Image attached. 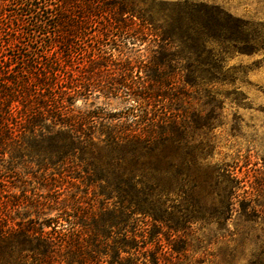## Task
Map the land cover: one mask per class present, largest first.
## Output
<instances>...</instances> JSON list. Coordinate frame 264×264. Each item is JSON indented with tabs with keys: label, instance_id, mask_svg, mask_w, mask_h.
Here are the masks:
<instances>
[{
	"label": "trees",
	"instance_id": "16d2710c",
	"mask_svg": "<svg viewBox=\"0 0 264 264\" xmlns=\"http://www.w3.org/2000/svg\"><path fill=\"white\" fill-rule=\"evenodd\" d=\"M242 29L222 8L187 0H0V264H160L161 241L140 218L179 231L202 219L195 188L221 179L192 135L211 123L199 112L178 120L171 107L182 89L220 79L219 48ZM88 52L105 69L116 55L149 61L137 66L144 76L96 82L77 70ZM95 92L126 106L77 109ZM18 168L97 186L100 209L82 212L70 196L48 204L54 216H4Z\"/></svg>",
	"mask_w": 264,
	"mask_h": 264
},
{
	"label": "rangeland",
	"instance_id": "374dc122",
	"mask_svg": "<svg viewBox=\"0 0 264 264\" xmlns=\"http://www.w3.org/2000/svg\"><path fill=\"white\" fill-rule=\"evenodd\" d=\"M187 1L218 6L239 19L243 28L240 42L218 47L224 59L221 71L215 72L220 79L193 91L182 89L177 92L181 100L171 107L178 120L199 112L211 123L210 127H195L192 135L207 145L208 161L221 179L218 186L195 188L194 196L204 203L199 221L179 231L168 223L155 226L149 218H140L144 223L139 224L146 228L147 236L158 235L162 244L160 264H264V0ZM141 55H132L130 60L116 55L107 61L109 67L105 69V63L88 52L76 66L79 75L93 76L95 81L125 74L144 76L137 66L148 63L149 54ZM126 65L134 67L133 71L124 69ZM125 106L122 100L105 98L99 92L76 103L81 111L103 107L111 115ZM8 180L15 197L3 212L17 221L37 216V209L47 211L45 216H54L56 211L50 213L47 208L54 200L80 197V211L89 213L91 208L98 211L103 199L97 186L66 178L55 169L42 176L39 171L18 168ZM179 201L182 198L174 196L171 205L183 208ZM169 243L179 251L172 250Z\"/></svg>",
	"mask_w": 264,
	"mask_h": 264
}]
</instances>
